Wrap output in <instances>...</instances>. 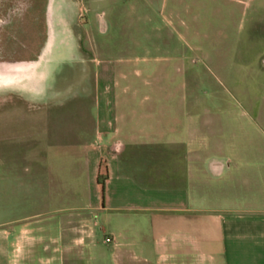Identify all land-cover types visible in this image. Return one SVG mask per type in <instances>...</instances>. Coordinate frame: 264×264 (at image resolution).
<instances>
[{"label": "crops", "instance_id": "obj_1", "mask_svg": "<svg viewBox=\"0 0 264 264\" xmlns=\"http://www.w3.org/2000/svg\"><path fill=\"white\" fill-rule=\"evenodd\" d=\"M54 3L46 0L43 7V40L29 32L35 27L34 14L29 13L14 23L26 30L18 36L22 48H16L25 57L0 55V99L9 93L6 100H74V108L50 110L57 121L53 119L45 133L29 137L32 144L22 158L6 157L0 148V227L8 225L5 214L21 212L11 220L20 223L17 227L0 231V254L3 241L24 228L35 232L37 227L45 234L57 227L56 251L62 264H264V157L240 155L241 146L211 126L210 110L203 113L201 134H195L196 114L186 111L182 139L146 140L138 146L166 151L145 149L130 156L129 145L117 135L119 93L106 78L113 67L96 68L84 58L74 17L69 13L65 20L57 18ZM2 23V28L13 25L11 20ZM90 89L95 92V111H85L82 104L83 92ZM84 147L89 149L91 208L97 222L84 227L75 196L63 214L51 218L47 211L37 224L24 222L40 204L49 206L52 179L64 188L68 173L69 190L81 192ZM103 170L104 186L99 179ZM19 196L26 199L15 200ZM107 237L114 242L107 243Z\"/></svg>", "mask_w": 264, "mask_h": 264}, {"label": "rangeland", "instance_id": "obj_2", "mask_svg": "<svg viewBox=\"0 0 264 264\" xmlns=\"http://www.w3.org/2000/svg\"><path fill=\"white\" fill-rule=\"evenodd\" d=\"M52 1L57 18L65 20L69 13L74 17V31L84 58L96 68L107 64L113 67L106 78L114 82L111 85L119 93L117 135L129 145V155L136 156L145 149L166 151L140 148L138 145L146 140L155 142L170 136L182 139L187 133L186 111L196 114L195 134H201L203 113L210 110L211 126L220 128L223 139L241 146L240 155L264 157V0ZM45 2L0 0V37L6 38L0 40L1 56L25 57L16 48H22L18 36L26 30L15 24L29 13L35 18V27L29 32L44 39ZM1 20H11L13 25L2 28L5 24ZM7 95L0 99V148L6 157L22 158L29 152V137L45 133L52 120L57 121L50 110L59 113L57 110L74 108L73 99L32 103L19 98L6 100ZM94 96L91 89L83 92L85 111H95ZM84 125H90L89 118ZM88 150L84 147L82 153L81 192L75 195L69 190L68 173L64 188L55 186L59 183L52 179L49 206L44 209L40 204L34 217L24 222L37 224L48 214L51 218L63 214L74 204V196L77 206L81 203L84 227L90 225L89 221L97 222L91 208ZM231 150L227 149L229 153ZM105 176L103 170L99 177L103 186ZM92 196L96 197L94 192ZM21 199L26 197L15 200ZM20 213L5 214L3 219L8 225L0 231L17 227L20 223L11 220ZM23 230L3 241L0 264H62L61 252L56 251L57 227L45 234L37 227L35 232ZM99 236L103 239L101 231Z\"/></svg>", "mask_w": 264, "mask_h": 264}, {"label": "built area", "instance_id": "obj_3", "mask_svg": "<svg viewBox=\"0 0 264 264\" xmlns=\"http://www.w3.org/2000/svg\"><path fill=\"white\" fill-rule=\"evenodd\" d=\"M105 241H106L107 243H112V242H114V239H113L112 237H107V238L105 239Z\"/></svg>", "mask_w": 264, "mask_h": 264}]
</instances>
